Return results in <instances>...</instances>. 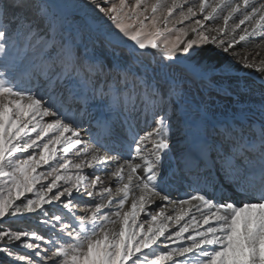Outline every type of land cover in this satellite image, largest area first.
Segmentation results:
<instances>
[{"label":"snow or ice","instance_id":"obj_1","mask_svg":"<svg viewBox=\"0 0 264 264\" xmlns=\"http://www.w3.org/2000/svg\"><path fill=\"white\" fill-rule=\"evenodd\" d=\"M249 37L264 0H0L6 264H264V91L242 99L230 74L264 81V48L236 50Z\"/></svg>","mask_w":264,"mask_h":264},{"label":"rangeland","instance_id":"obj_2","mask_svg":"<svg viewBox=\"0 0 264 264\" xmlns=\"http://www.w3.org/2000/svg\"><path fill=\"white\" fill-rule=\"evenodd\" d=\"M71 2H77V3H82L83 0H71ZM129 3H132V0H129ZM201 17L198 15L197 17H194L192 20H186L184 21V23H176V20L179 19L178 16H176V14H174L173 18H172V23L175 24V28L176 29H188L189 26H195V20L196 19H200ZM77 19H79V17H77ZM232 21H229V30L226 31L225 33L222 34L223 38L225 39V42L227 44L228 40H231L233 38V32H232V28H235V24H232ZM233 25V26H232ZM172 25L170 24L169 27H171ZM223 26V21L221 19H218L216 21H206L205 22V28L211 29L214 27H222ZM244 25L241 26V28ZM233 28V29H234ZM236 30H238V28H236ZM235 30V39H239V36H237L236 34L238 33V31ZM179 34V33H176ZM259 30L257 32V36H259ZM248 41V42H247ZM258 42V43H257ZM225 44V46H226ZM256 44V45H255ZM260 44L262 48L263 47V42H260L258 39H253L252 37H249L248 40L245 41H240L238 44H236V50L238 53H240L241 55H243V53L248 52L249 50H252L254 48H256V46ZM216 47L215 45L212 44H208V45H204L201 46L202 49V53H201V58L210 63V64H214V65H228V64H234V57L232 55V50H229V53L225 54L222 52L221 49V54L222 56L220 57H212V56H207V54H203V51L205 50L206 47ZM97 51L104 53L105 52V48L103 46V42L101 41L100 45L97 48ZM233 77H241L245 82H247V84H249L251 86V90H254V92H256L257 96H260L261 92L264 91V86L262 84V82L255 76H248L245 72L243 73V71H241V69L238 66H234L231 70L230 73ZM250 92L246 93L244 96H242V99H247L248 95ZM204 99L209 101L210 106L212 105H216V106H230L233 101L230 97H224V96H218L215 93H211L208 95H205L203 97ZM197 99H201V96L198 95ZM100 113L96 112L93 113L92 117H88L86 118L87 120H94L95 117L99 116ZM84 128L87 129L89 128V123H85L84 124ZM89 135L90 133H85L84 135V140H88L89 139ZM47 139V138H45ZM182 139V137L180 136L179 132L176 133V135L174 136V141H180ZM177 147H179V144H177ZM60 146H57V151L59 152ZM85 171H90V170H85ZM220 176V177H219ZM218 180L221 184H224V186L229 190L232 191L231 186L226 184L224 181V177L221 175H217ZM223 182V183H222ZM26 195H31V194H26ZM79 211V209H78ZM143 218V214H141V219ZM145 227H147V225H145ZM10 259V258H7ZM0 264H6V258L4 257L3 254H0Z\"/></svg>","mask_w":264,"mask_h":264},{"label":"bare ground","instance_id":"obj_3","mask_svg":"<svg viewBox=\"0 0 264 264\" xmlns=\"http://www.w3.org/2000/svg\"><path fill=\"white\" fill-rule=\"evenodd\" d=\"M232 24H234V23H232ZM233 26V25H232ZM243 27H245V25L243 26ZM242 27V28H243ZM234 28V27H233ZM232 28V29H233ZM235 30H236V28H235ZM236 31H238V33L236 34L237 36H239V34H241L240 33V29H238V30H236ZM260 35V34H259ZM246 40H248V38L246 39ZM246 40H245V42H246ZM260 41V40H259ZM248 42V41H247ZM261 42V41H260ZM258 43V42H257ZM256 45V44H255ZM263 47H264V42H263ZM203 54H207V56H212V57H220V56H222V54H221V50H219L217 47H206L205 48V50L203 51ZM241 71H243V73L245 72L248 76H255V77H257L258 79H259V73H257L254 69H241ZM261 82H262V84H263V86H264V81H262L261 79H259ZM246 100H250V101H253V102H255V103H259V101H260V96H257L256 95V92H254V90H251L250 91V93H249V95H248V97H247V99ZM219 173H217V175H218ZM220 177V176H219ZM209 179H211V177H209ZM223 183V182H222ZM226 183V182H225Z\"/></svg>","mask_w":264,"mask_h":264}]
</instances>
